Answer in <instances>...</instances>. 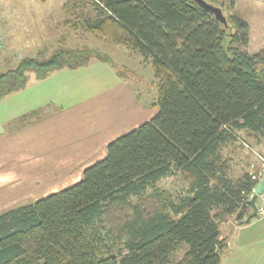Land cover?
Here are the masks:
<instances>
[{"label": "trees", "instance_id": "obj_1", "mask_svg": "<svg viewBox=\"0 0 264 264\" xmlns=\"http://www.w3.org/2000/svg\"><path fill=\"white\" fill-rule=\"evenodd\" d=\"M70 2L54 44L14 65L0 53V97L22 88L30 72L42 79L112 63L97 48L68 45L79 31L151 66L157 111L110 140L77 182L0 211V264H220L228 244L218 219L249 222L257 182L250 171L235 177L223 150L247 146L241 132L264 140V44L247 50L240 1L228 0L226 24L192 0H95L91 15L86 0ZM168 177L180 187L158 185Z\"/></svg>", "mask_w": 264, "mask_h": 264}, {"label": "crops", "instance_id": "obj_2", "mask_svg": "<svg viewBox=\"0 0 264 264\" xmlns=\"http://www.w3.org/2000/svg\"><path fill=\"white\" fill-rule=\"evenodd\" d=\"M239 1L255 7L264 4V0ZM16 2H0V33L14 38L11 44L17 43L15 48L26 55L35 52L39 37L16 41L14 28L25 25V19L33 20V13L47 14L51 8L34 4L35 0ZM33 43L35 48L28 49ZM94 63L99 62L90 64ZM88 66L53 70L42 79L30 72L22 88L0 97V211L77 182L86 166L105 156L106 144L121 134L118 130L125 129L119 121L116 124L114 111L98 97L123 89L122 80L108 84L100 73H92L71 82ZM246 221L231 222L224 234L220 230L228 244L220 264H264V217L255 215Z\"/></svg>", "mask_w": 264, "mask_h": 264}, {"label": "rangeland", "instance_id": "obj_3", "mask_svg": "<svg viewBox=\"0 0 264 264\" xmlns=\"http://www.w3.org/2000/svg\"><path fill=\"white\" fill-rule=\"evenodd\" d=\"M86 1L88 4L86 11L88 10L90 13L88 11L87 13L91 15L94 7L96 6L95 0ZM206 1L216 3L215 0ZM0 2L9 5L17 3L16 0H0ZM36 2H39L46 7L50 6V12L47 14L42 11L33 13V20L25 19V25L18 27V29L14 28V31L16 32L14 35L17 37L16 41H24L26 39H32L33 41V38L37 36V38L39 37V41L36 45L39 44V46H41L45 42L54 44L55 39L58 38L60 33L63 31L61 22L68 17V13L64 11L62 5L64 2L67 4H70L71 2L70 0H35L33 3L35 4ZM223 5L225 8L223 9V13H230L231 10L227 7L228 0H223ZM238 8L240 12L249 18L250 40L247 50L250 53L255 52L264 44V4L257 5L256 7L249 4H238ZM9 14L11 13H4V15L7 16H9ZM21 15L22 17L24 16L23 14ZM27 17L28 16H25V18ZM14 20L15 19H13V21ZM1 25L2 22H0V26ZM1 35V60L5 57H10L9 59L11 61L9 64L14 65L17 61L18 54L22 55L24 51L15 48L18 47L17 43L11 44V40L14 38H11V40L9 38H5V33ZM23 44L24 43H21V46H19L22 47ZM67 44H85L107 53L111 58L112 63L94 61L99 63L89 64L87 68L85 67L80 71L81 75L72 79L71 82H75L81 78L87 79L92 73L93 75L100 73L101 76H103V80L108 81V84L122 80L124 83L123 89H115V93L106 91L102 93V95L98 96L100 101H105V105L107 104V106L111 107L114 111V120L116 121V124L119 121V126H126L125 129L118 130L121 131V134L133 128L134 126L132 123L134 121L139 120L138 124H140L155 114L157 107L152 104L156 97L155 81L153 79L151 66L144 62L138 53L133 52L132 50L113 41L95 38L79 31L71 33L67 40ZM36 45L33 43L31 44L32 48L28 49H34ZM25 54L33 55L34 52H25ZM86 95L87 94L82 93L83 97ZM240 135L241 140L247 146L241 142H232L229 143L223 150V153L230 159L233 175L235 177L239 176L244 171L258 172L264 169L262 161L264 158V140H260L256 143L253 138L245 136L242 132ZM158 185L169 190H175L180 187L181 183L176 177H168L161 179L158 182ZM259 202L260 201L257 198L255 204H259ZM261 215L264 217V212ZM257 216L259 215L257 214ZM233 221H235V215H225L218 219L222 234L227 232L229 228L228 226Z\"/></svg>", "mask_w": 264, "mask_h": 264}, {"label": "water", "instance_id": "obj_4", "mask_svg": "<svg viewBox=\"0 0 264 264\" xmlns=\"http://www.w3.org/2000/svg\"><path fill=\"white\" fill-rule=\"evenodd\" d=\"M192 1H194L200 8L211 12L216 20H218L219 22H221L223 24H226V18H225V15H224L220 6H217V5H215L211 2H208L206 0H192ZM263 188H264V176L260 179V181L256 185L255 191L252 193V196L249 199V203L253 207V214L254 215H257L255 201L258 197V194L261 193ZM248 219L249 218L247 217L246 220H248Z\"/></svg>", "mask_w": 264, "mask_h": 264}, {"label": "built area", "instance_id": "obj_5", "mask_svg": "<svg viewBox=\"0 0 264 264\" xmlns=\"http://www.w3.org/2000/svg\"><path fill=\"white\" fill-rule=\"evenodd\" d=\"M263 161V164H264V158L262 159ZM250 173H252V177L257 179V182H256V185L258 184V182L260 181V179L264 176V169L261 170V171H258V172H253V171H250ZM256 187V186H255ZM255 187L253 188V192L255 191ZM259 199V204L257 203V207H256V212L258 215H261L263 214L264 212V188L263 190L261 191L260 194H258V197Z\"/></svg>", "mask_w": 264, "mask_h": 264}, {"label": "clouds", "instance_id": "obj_6", "mask_svg": "<svg viewBox=\"0 0 264 264\" xmlns=\"http://www.w3.org/2000/svg\"><path fill=\"white\" fill-rule=\"evenodd\" d=\"M256 207H257V205H256Z\"/></svg>", "mask_w": 264, "mask_h": 264}]
</instances>
